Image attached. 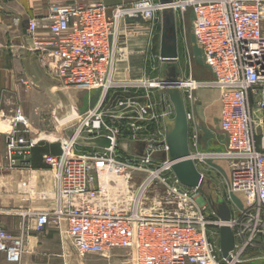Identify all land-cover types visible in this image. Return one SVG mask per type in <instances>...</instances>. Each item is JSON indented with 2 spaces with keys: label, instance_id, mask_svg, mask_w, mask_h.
<instances>
[{
  "label": "built area",
  "instance_id": "2783aa9c",
  "mask_svg": "<svg viewBox=\"0 0 264 264\" xmlns=\"http://www.w3.org/2000/svg\"><path fill=\"white\" fill-rule=\"evenodd\" d=\"M169 6L183 22L190 13L191 33L213 73L211 84L220 89L219 127L226 136V147L217 155L230 164L232 192L246 198V205L237 207L235 214L230 212L227 222L234 238L230 260L221 256L219 226L223 222L211 207L210 213L205 204L195 202L197 188L179 183L171 163L149 158L166 150L163 124L152 137L130 136L157 120L147 89L158 87L159 91V80L114 79L121 20L133 17L152 26L160 23L163 5L159 0H130L111 12L101 1L53 6L46 17V40L34 37L38 21L28 20L25 37L29 49L48 74L64 87L98 89L101 97L69 134L58 138L59 153L43 156L52 174L55 205L35 216L36 226L41 229L64 219L80 257L109 258L114 250H126L118 254L121 259L116 264H246L264 260V0H172ZM155 56L160 60L159 53ZM183 82V90L187 88V96L192 98L190 79ZM142 88L146 91L141 93ZM168 103L167 112L172 116ZM116 108L119 111H114ZM160 117L162 123L161 110ZM120 118L128 120L127 127L121 129L115 123ZM8 124L4 129L0 123V133L6 137L7 166L30 168V151L40 139L26 134L28 121L20 108L14 110ZM96 136H105L110 146L81 144L83 149H76L81 137ZM122 136L131 137L125 138L127 142H149L147 156L121 152ZM189 142V147L198 149L195 130ZM198 155L191 152L190 157L194 160ZM134 171L145 176L127 205L123 195ZM156 182L165 187L163 205L170 213L140 214L137 206L142 195ZM182 203L194 207L178 213ZM22 251V240L0 226V252L5 260L18 264Z\"/></svg>",
  "mask_w": 264,
  "mask_h": 264
},
{
  "label": "crops",
  "instance_id": "0c3cea01",
  "mask_svg": "<svg viewBox=\"0 0 264 264\" xmlns=\"http://www.w3.org/2000/svg\"><path fill=\"white\" fill-rule=\"evenodd\" d=\"M99 1L111 12L113 7L130 0H0L1 127L7 128L14 110L20 108L28 121L26 134L40 139L30 151V168H10L5 158L6 137L0 133V226L10 236L22 240L18 264H90V255H78L64 219L51 221L41 229L36 226L35 216L52 210L55 205L52 174L43 163V156L59 153L56 137L60 134L57 124L63 125L60 123L64 113L63 90L70 102L74 96L72 90L64 89L68 87L60 85L40 65L29 49L25 31L28 20L36 19L38 27L34 37L46 40L49 38L46 17L51 7L90 5ZM159 35L160 23L152 26L141 18L124 17L119 27L115 78L138 81L150 60L149 50L159 41ZM205 75L211 76L208 72ZM47 113L49 117H45ZM223 146L225 149L224 141ZM0 264H11L2 252Z\"/></svg>",
  "mask_w": 264,
  "mask_h": 264
},
{
  "label": "rangeland",
  "instance_id": "374dc122",
  "mask_svg": "<svg viewBox=\"0 0 264 264\" xmlns=\"http://www.w3.org/2000/svg\"><path fill=\"white\" fill-rule=\"evenodd\" d=\"M176 18V28H177V37H178V59L177 65L181 72L182 80H187L191 78L199 82L197 88L190 89L192 98L188 97L189 91L187 88H184V96L187 113L189 114V138L192 139V134L194 130L198 134V149L191 146V152H199L201 155L195 157L194 161L198 170L203 176V184L201 188H198L195 192L197 204H205L208 207V212L211 213V203H217L219 200H224L230 208V212L235 214V209L237 207H243L246 205V198L243 193L232 192L229 186V176H230V164L226 159L221 158L218 153H221L224 150L223 141L226 143V136L222 131L219 130L217 121L220 115V103H219V92L220 89L213 87L211 82L213 81V73L208 70V73L211 76L205 75V66L203 64L200 54V47L196 43L195 38L191 33V15L190 13L186 14L185 21L183 22L179 17L175 15ZM158 42H155L151 46L150 52L148 53L149 61L147 66L143 68V76L139 77V80L144 81H157L160 74V60L156 57L158 53ZM196 46V47H195ZM155 47V48H154ZM199 48V51L198 49ZM193 55V56H192ZM199 57H197V56ZM192 64V66H191ZM200 69V70H199ZM195 70H199L196 72ZM204 72V73H203ZM116 81L122 82L124 80ZM69 89L74 92L73 102H70L67 96L66 90H63V116L62 120H65L68 116L66 111H72L71 115L76 112V116L73 117L70 121L63 123V125L57 124L60 129V134L56 137L61 138L64 135L69 134L72 131L73 126L78 123L94 106L95 101L99 95L98 89L86 90L80 88H64ZM68 90V91H69ZM130 90V89H129ZM131 91V90H130ZM144 88L139 89V92H145ZM147 91L151 96L155 104L154 110L157 112V120L154 121L151 127L143 125L140 127V130L132 133L134 138H145L152 137L154 132H158V127L161 129V117L159 110V91L158 87L148 88ZM90 96H92L90 98ZM90 99L92 102L90 103ZM74 110V111H73ZM168 110L170 115H172L171 105L168 103ZM114 111H119V108L114 109ZM70 115V116H71ZM45 117H49V114H45ZM127 119L120 118L115 121V123L123 129L128 126ZM48 130H52L49 128ZM221 135H220V133ZM48 133V131L46 132ZM41 134V133H40ZM224 136H223V135ZM122 136L120 138V143L126 142L125 138L131 139V137ZM224 140H222V138ZM37 138V137H35ZM190 143V142H189ZM136 145V144H134ZM76 149L81 151L83 146L78 144ZM134 180L138 183L142 181V178L145 176V173L134 171L132 175ZM150 192L160 191L165 193V187L160 183H154L149 186ZM150 192L144 196V199L141 200V203L148 204L150 203ZM149 194V195H148ZM136 195V193H135ZM164 207V205H162ZM211 215V214H210ZM212 239L216 240L215 236H212ZM124 249L114 250L113 254L109 258H102L98 256L90 255V264H116L121 258L118 257V254L126 253Z\"/></svg>",
  "mask_w": 264,
  "mask_h": 264
},
{
  "label": "water",
  "instance_id": "95a60500",
  "mask_svg": "<svg viewBox=\"0 0 264 264\" xmlns=\"http://www.w3.org/2000/svg\"><path fill=\"white\" fill-rule=\"evenodd\" d=\"M159 2L163 5L160 12L158 49L161 66L158 79L161 83L159 86V102L166 150L159 155H149V158L154 161L171 163V169L179 183L186 187L198 189L203 184V176L198 170L195 161L190 157L189 120L184 91L181 85L183 80L177 65L178 37L175 13L173 8L169 6L172 0H159ZM167 102L172 107V116L168 115ZM71 113L72 111H67V114ZM79 142L90 147L106 148L110 146V141L105 136L81 137ZM133 142L120 143V151L125 154L146 157V145L148 143L140 140L134 145ZM210 206L219 220L223 222L219 226L221 256L230 260L229 253L233 249L234 243L232 230L227 224L231 217L230 208L224 200H219L217 203L213 202ZM246 264H264V260H256Z\"/></svg>",
  "mask_w": 264,
  "mask_h": 264
},
{
  "label": "bare ground",
  "instance_id": "6f19581e",
  "mask_svg": "<svg viewBox=\"0 0 264 264\" xmlns=\"http://www.w3.org/2000/svg\"><path fill=\"white\" fill-rule=\"evenodd\" d=\"M198 49V51H199V48H197ZM200 52V54H201V50L199 51ZM203 54V53H202ZM202 54H201V57H202ZM193 56V55H192ZM197 56V55H196ZM198 57V56H197ZM199 58V57H198ZM117 59H118V56H117V58H116V60H115V64H116V61H117ZM202 61H203V64H204V66H205V69H206V73L208 72V70H209V72L211 73V71H210V69H209V67L205 64V62H204V59L202 58ZM191 66H192V64H191ZM114 68H116V66H114ZM200 70V69H199ZM199 70H195L196 72H198ZM204 73V72H203ZM114 79H115V69H114ZM159 82V81H158ZM190 84H191V88H192V90L193 89H195V88H197V85L198 84H200L199 82H197L196 80H194V79H192L191 78V80H190V82H189ZM161 84V83H160ZM182 85V88L184 87V82H183V84H181ZM213 87H216V88H219L218 86H215V85H213ZM70 88H73L74 89V87H70ZM72 92H74V91H72ZM192 96H193V94H192ZM92 96H90V98H91ZM99 98H101L100 97V93H99V95H98V97H97V99H96V101H95V104H97V102L99 101ZM92 102V100L90 99V103ZM94 108V107H93ZM92 108V109H93ZM91 109V110H92ZM90 110V111H91ZM74 111V110H73ZM71 114H68L67 116V118L65 119V120H62V121H60V123L61 124H63V123H65V122H67V121H70L73 117H75L76 116V112H74L73 113V115H71ZM218 128H219V130L221 131V129H220V127H219V125H218ZM220 131H219V133H220ZM222 133V132H221ZM221 133H220V135H221ZM224 134V133H223ZM225 135V134H224ZM137 142L138 141H134L133 143L134 144H137ZM148 143V145L150 144L149 142H147ZM148 145H146V147L148 146ZM225 147H226V143H225ZM136 187H137V182L134 180V178H133V176L132 177H130V181H129V183H128V188H127V192H125L124 193V195H123V199H124V201H125V203L127 204V205H129L130 204V201L132 200V198H133V195H134V193H135V191H136ZM147 192H150V190H146V192H144V194L142 195V199H144V196L147 194ZM151 194H150V203H148V204H144V203H139L138 204V206H137V208H138V211L140 212V214H144V215H154V214H161V213H170V211H169V209H167L166 207H163L162 205L164 204V200H165V193H162V192H160V191H151L150 192ZM149 195V194H148ZM53 200H54V203H55V190H54V192H53ZM194 207V205H193V203H188V204H184V203H182V204H180V209L178 210V213H185V212H189L190 211V209H192ZM171 212H172V210H171Z\"/></svg>",
  "mask_w": 264,
  "mask_h": 264
},
{
  "label": "trees",
  "instance_id": "16d2710c",
  "mask_svg": "<svg viewBox=\"0 0 264 264\" xmlns=\"http://www.w3.org/2000/svg\"><path fill=\"white\" fill-rule=\"evenodd\" d=\"M155 48V47H154Z\"/></svg>",
  "mask_w": 264,
  "mask_h": 264
}]
</instances>
